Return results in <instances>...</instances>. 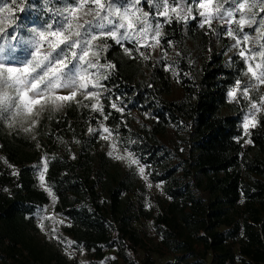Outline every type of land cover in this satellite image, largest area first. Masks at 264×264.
<instances>
[{
    "label": "rangeland",
    "instance_id": "374dc122",
    "mask_svg": "<svg viewBox=\"0 0 264 264\" xmlns=\"http://www.w3.org/2000/svg\"><path fill=\"white\" fill-rule=\"evenodd\" d=\"M71 2L72 0H16V4H12L11 0H0V7L7 4L12 9L10 14L7 11L0 12V28L5 29V33H0V37H3L0 38V45L5 47V52L0 53V60L11 65H19L29 59L32 48L26 41L31 38L30 29L41 30L47 23H53L56 9L63 8ZM144 9L145 11L149 10L147 4H144ZM193 14H196L195 8H193ZM20 15L21 17H19ZM5 17L9 18L5 19ZM56 19L59 20V17ZM198 23L199 18L197 20L190 19L187 24L177 23L173 20L172 24L165 25L163 29L165 35L161 38V43L170 59H162L159 49L152 51L149 60L140 58L135 51L131 57L124 50L122 52L123 59L134 61L135 83L153 84L154 86L159 83V73L162 72L170 81L169 93L159 95L156 102L150 100L141 104L133 97L132 92L128 93L122 86L106 87L99 100V103L104 106L108 99L109 107L115 101L118 107L123 109L119 114L122 116L123 122H126L127 128L145 138L150 137L161 150L163 167L144 165L140 162L141 165L146 166V174L149 175L148 181L138 174L137 166L130 167L127 160H117L108 155L110 151H113L110 146L112 143L117 144L114 155H125V148L133 154L134 152L130 149L131 140L123 138L119 129L110 128L101 113L92 110L91 104L96 103L95 100H84L83 95L78 94L76 100L81 103L69 102L59 110H54L51 104H47L43 111H40L39 116L33 114L28 119L17 117L15 120L6 118L7 114L0 116V136H16L34 145L36 150L40 151V160L32 165V172L38 187L48 197V204L37 207L31 216L26 217L29 221L25 230L26 238L40 250L43 262L34 261L28 253L9 255L8 247L6 243H3L0 244V264H56L57 258L63 264H174L175 256H180L181 253L164 245L163 239L167 237L166 231H162L156 223V218L165 213L170 199L165 192L163 183L153 182L150 177L153 174H160L166 167L172 170V178L176 179L181 186H187V192L193 199L207 204L209 193L202 183L200 184L203 178L195 169L197 151L193 143L191 123L185 116L178 117V120L174 121L172 117L162 112L161 104L188 103L193 99L186 88L197 83L201 65L210 52H219L227 66L232 64L234 57H239L238 50L229 51V46L234 41L213 34L207 26L200 28ZM18 24L24 25V31H19ZM174 24L180 27L179 39L172 38L170 31L166 28L167 26L173 27ZM213 27L220 31L215 22H213ZM14 28H16L15 32ZM245 31L251 32L252 30L246 28ZM11 35H15L17 39L11 40ZM19 38L25 43L24 47H18L20 46ZM16 41H18V46ZM169 42H172L175 47H168ZM106 43L108 45L106 51L100 53L101 64L107 63L105 61L107 52L110 51L112 44H116L110 39ZM9 44L12 45V48L8 47ZM124 44H128L130 49L133 48L132 43L125 42ZM121 48L123 49V47ZM141 51L148 52L150 50L141 49ZM177 52L180 53L179 56L176 55ZM168 64H171L176 75H173L172 70H166ZM100 71L103 72L104 69H100ZM241 79L246 81L248 78L244 77L242 73ZM104 81L101 83L104 84ZM61 94L66 95L67 92H61ZM251 95L256 97L258 93L252 92ZM228 101L236 103L242 112L241 137L244 150L241 167L242 180L254 185L264 179L248 170L244 163H249L256 158L255 151L250 148L251 143L245 142L249 140L252 128L249 129L248 136L243 135L242 128L244 118L249 114V101L241 98L237 102L230 100L229 96ZM84 105H88V107ZM70 110L75 111V116L69 115ZM36 111H39V106ZM222 115L233 116L234 114L231 110L224 109ZM260 116H264V112L259 113L256 119L258 120ZM32 120H37V124L31 132H25L24 128L29 127ZM51 120H60L63 123L64 120H67L62 128V133L50 136ZM101 124L112 131V136L108 140L101 138V135H107L102 132ZM90 128L99 131L89 132ZM52 148H54L51 153L53 156L78 160L79 173L91 186L93 194L82 193L75 199L71 197V200L74 199L75 203L90 213L92 218L106 220L115 246H103L101 248L103 258H97L95 250L87 249L85 245L75 241V237L69 231L70 228H78L74 224V220L55 212L56 201L53 202L52 196L48 194L46 189L49 187L46 185L45 179L43 184L39 179L41 172L45 176L47 155ZM134 156L136 157L135 154ZM4 160V157L0 155V168L11 170ZM147 183H151L153 186L148 188ZM157 184H160L159 188L156 187ZM117 186L122 188V192L118 209L113 212L109 208L108 191L109 188ZM9 192L8 187L2 189L4 195ZM242 203L243 201H240L236 209L231 210L230 213L234 214L236 211H240ZM185 212H188V209ZM144 213L151 214V217L147 219L143 215ZM52 229H55V232ZM220 230L225 232L224 228ZM131 233L139 240L138 244L130 239L129 234ZM168 238H170V242L179 243L188 240L192 244L195 258L187 255L189 261L215 264L218 260L216 253L207 252L204 245L197 240V234L191 233L187 227H182L178 233H174ZM226 243L234 252L235 248L232 247V243L230 244L229 240ZM234 264L243 263L236 261Z\"/></svg>",
    "mask_w": 264,
    "mask_h": 264
},
{
    "label": "trees",
    "instance_id": "16d2710c",
    "mask_svg": "<svg viewBox=\"0 0 264 264\" xmlns=\"http://www.w3.org/2000/svg\"><path fill=\"white\" fill-rule=\"evenodd\" d=\"M166 28L172 38L179 39L178 25ZM18 29L24 31V25L18 24ZM18 41L20 46L17 45ZM18 41L16 45L24 47L25 43L20 38ZM124 45L129 47L128 44ZM123 50L119 44H112L107 52L105 61L116 67L104 81L106 87L122 86L128 93L132 92L141 104L150 100L156 102L159 95L169 93L170 81L162 72L159 73V83L154 86L135 83L134 61L123 59ZM244 70L245 65L240 57H234L232 64L227 66L219 52H210L201 65L197 83L186 88L193 99L188 103L161 104L162 112L174 121L185 116L191 123L197 151L195 169L203 178L200 184L209 193L207 204L193 199L187 192V186H181L172 178V170L166 167L160 174L150 177L153 182L163 183L170 199L165 213L156 218V223L162 231H166L164 245L181 253L175 256L174 264H203V261L188 260L187 255L195 258L193 246L188 240L170 242L168 237L178 233L182 227L197 234V240L207 252L216 253L218 260L215 264H234L236 261L264 264V180L254 185L242 180V112L236 103L228 101L229 90L235 81L242 80ZM224 109L231 110L234 115L223 116ZM69 115L75 116V111L70 110ZM104 115H108L106 123L110 128L119 129L123 138L131 140L130 149L142 164L163 167V154L156 143L150 137L145 138L129 130L119 112L109 107L108 99L104 104ZM67 120L64 123L51 120L50 136L62 133ZM258 120L260 122L250 130L249 135L250 148L255 151L256 158L244 163L248 170L264 179V116ZM53 150H49L47 155L44 177L46 185L57 197L54 210L74 220L78 228H70L69 231L75 241L87 249L95 250L97 258H103L101 248L115 246L106 220L92 218L90 213L74 201L82 193L93 194L91 186L80 175L78 160L53 156ZM0 155L8 161L7 166L11 169L0 168V244L6 243L9 255L28 253L34 261L42 263L40 250L25 235L29 225L26 217L31 216L37 207L48 204V197L38 187L32 172V165L40 160V151L16 136H0ZM4 187L9 188V194H2ZM121 192L122 188L118 186L109 188V208L113 212L118 209ZM71 197L74 199L71 200ZM240 201H243L240 211L231 214L230 211L235 210ZM186 209L188 212H185ZM143 215L147 219L151 217V214ZM222 228L225 232L220 230ZM129 235L135 244L139 243L134 234ZM228 240L235 248L234 252L227 246ZM56 264L63 262L57 258Z\"/></svg>",
    "mask_w": 264,
    "mask_h": 264
},
{
    "label": "snow or ice",
    "instance_id": "6c2138e0",
    "mask_svg": "<svg viewBox=\"0 0 264 264\" xmlns=\"http://www.w3.org/2000/svg\"><path fill=\"white\" fill-rule=\"evenodd\" d=\"M11 3L16 4V0H11ZM144 4H147L148 11H145ZM193 8L196 9L195 15ZM5 11L10 14L12 9L5 4L0 7V12ZM198 18L200 28L207 26L213 34L234 41L229 51L238 50L237 55L244 62L243 76L248 79L235 81L228 96L237 102L241 98L249 101V114L242 124L243 135L248 136L249 129L260 122L256 116L264 112V0H72L63 8L56 9L53 23H47L41 30L30 29L31 38L26 41L32 48L29 59L19 65L0 60V116L7 114L6 118L11 120L17 117L28 119L33 114L39 116L47 104L59 110L69 102L81 103L76 100L77 95L81 94L84 100L97 101L91 104L92 110L101 113L103 119L107 120L104 106L99 103L106 90L101 81L108 79L116 65L100 63V53L108 47L106 41L110 39L119 44L130 57L135 51L140 58L149 60L152 51L159 49L162 59H170L161 43L165 25L172 24L173 20L187 24L190 19ZM213 22L220 31L213 27ZM246 28L252 31H245ZM0 33H5V29L0 28ZM10 39L16 40L17 37L11 35ZM125 42L132 43L133 48L124 47ZM8 47L12 48V45ZM168 47L174 48L175 45L169 42ZM4 52V45H0V53ZM166 70H172L176 75L171 64L166 65ZM65 91L67 94L62 95L61 92ZM252 92L258 95L253 97ZM37 106L39 111H36ZM110 107L118 112L123 111L115 101ZM37 122L32 120L24 131L31 132ZM101 129L107 134L101 135V138L108 140L112 131L103 124ZM92 131L99 130L90 128L89 132ZM245 142L251 143V140ZM110 146L113 151L108 153L109 156L127 160L130 167L137 166L138 174L148 181L146 166L141 165L131 151L125 148V155H114L117 144ZM4 163L8 161L5 159ZM39 179L43 184V172ZM152 186L147 183L148 188ZM156 187L159 188L160 184ZM46 190L55 202L57 197L50 188ZM52 231L55 232V229Z\"/></svg>",
    "mask_w": 264,
    "mask_h": 264
}]
</instances>
